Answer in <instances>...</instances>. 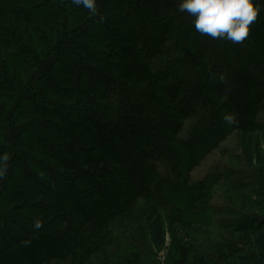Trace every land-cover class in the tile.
I'll return each instance as SVG.
<instances>
[{
    "label": "trees",
    "instance_id": "1",
    "mask_svg": "<svg viewBox=\"0 0 264 264\" xmlns=\"http://www.w3.org/2000/svg\"><path fill=\"white\" fill-rule=\"evenodd\" d=\"M96 3L0 0V264H110L108 244L143 235L158 250L160 212L198 203L206 154L233 131L264 137V0L241 44L197 32L178 0ZM260 146L249 161L264 163ZM175 254L190 264L197 249L183 237Z\"/></svg>",
    "mask_w": 264,
    "mask_h": 264
},
{
    "label": "rangeland",
    "instance_id": "2",
    "mask_svg": "<svg viewBox=\"0 0 264 264\" xmlns=\"http://www.w3.org/2000/svg\"><path fill=\"white\" fill-rule=\"evenodd\" d=\"M249 139L254 146L260 143L264 154V137L261 134L233 131L194 167L195 180L205 177L206 188L199 190L201 198L187 214L178 215L179 212L173 209L160 212L166 231V242L162 248L150 247V241L144 235L140 236L138 244L132 245L122 237L112 244L106 242L110 264H122L117 255L130 247L146 251L144 264H173L175 243L183 237L197 249V256L191 258L190 264H198L200 254L211 264H243L230 257L227 244L238 249L237 254L247 257L250 264H264L257 234L246 226L253 222L264 231V163L247 159ZM141 210L146 211V208ZM95 260L98 262L93 264H102V258ZM13 261L22 264L18 260Z\"/></svg>",
    "mask_w": 264,
    "mask_h": 264
},
{
    "label": "clouds",
    "instance_id": "3",
    "mask_svg": "<svg viewBox=\"0 0 264 264\" xmlns=\"http://www.w3.org/2000/svg\"><path fill=\"white\" fill-rule=\"evenodd\" d=\"M77 7L82 6L91 15L97 14L96 0H71ZM178 11L186 12L193 17L192 23L195 30L202 35L213 39H225L234 44L243 43L249 36L251 25L257 20L260 8L254 0H178ZM224 119L229 123L235 121L232 114ZM7 154L0 160L7 161ZM5 174V169L0 167V176ZM42 226L39 220L34 227Z\"/></svg>",
    "mask_w": 264,
    "mask_h": 264
}]
</instances>
